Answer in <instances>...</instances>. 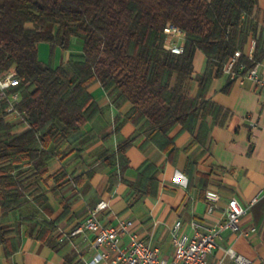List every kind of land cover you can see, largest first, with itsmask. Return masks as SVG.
Returning a JSON list of instances; mask_svg holds the SVG:
<instances>
[{
	"label": "trees",
	"instance_id": "1",
	"mask_svg": "<svg viewBox=\"0 0 264 264\" xmlns=\"http://www.w3.org/2000/svg\"><path fill=\"white\" fill-rule=\"evenodd\" d=\"M166 24L185 33L181 54L163 47ZM263 30L258 0H0V74L15 70L19 84L11 91L19 92L16 108L23 111L17 127L6 111L7 100H0V245L5 254L14 253L17 245L15 229H5L2 220L29 198L51 212L36 180L62 154L61 145L103 112L90 85L98 82L116 104H131L126 114L118 115L117 126L133 123L171 154L172 127L179 124L190 134L196 129L198 141L205 117L221 111L206 94L234 51H241L237 66L261 61ZM74 38L81 41L79 52L70 51ZM251 38L255 48L249 59ZM40 43L48 44L47 61L39 57ZM58 49L69 50L65 61H57ZM197 51L204 54L205 66L194 74ZM228 79L229 86L234 80ZM133 140L106 153L104 162L118 165L119 173L126 170L125 151ZM152 168L148 162L140 168L147 184L136 188V199L151 194L157 183L155 174H146ZM48 177L57 189L69 181L63 171ZM52 231L51 223L42 221L36 238Z\"/></svg>",
	"mask_w": 264,
	"mask_h": 264
},
{
	"label": "crops",
	"instance_id": "2",
	"mask_svg": "<svg viewBox=\"0 0 264 264\" xmlns=\"http://www.w3.org/2000/svg\"><path fill=\"white\" fill-rule=\"evenodd\" d=\"M258 7L264 28V0H258ZM66 52L65 58L57 54L58 62L67 59L69 50ZM193 64L194 74L204 70L202 52L195 53ZM259 71L264 75V56ZM228 82L225 73L212 79L206 98L221 111L205 117L198 141L194 140L196 129L190 134L179 124L172 127L168 136L175 150L171 154L149 141L148 132L138 130L133 123L126 121L117 126L118 115L126 114L131 104H116L98 82L90 85L88 90L103 112L61 145L62 154L52 158L47 163V174L36 180L51 212L45 213L29 198L2 220L5 229H15L17 250L6 255L0 245V264H85L96 250L94 235L71 232L100 199L109 202V208L102 212L106 223L132 220L135 232L151 240L170 259L174 223L180 220V231L191 234L193 221L210 225L223 220L231 196L247 211L240 220V230L221 231L207 263L239 264L227 252L232 248L250 264H264V87L255 89L247 78L234 80L229 86ZM194 90L193 83L191 92ZM129 138L134 140L125 151L128 167L119 173L118 165H107L102 157ZM145 162L153 165L146 174H155L157 183L151 187V194L136 199V188L147 184L145 175H139ZM60 171L69 181L57 189L53 178L45 177ZM207 189L220 195L212 213L207 212ZM42 221L51 223L53 231L41 240L36 232ZM252 227L254 231L249 230Z\"/></svg>",
	"mask_w": 264,
	"mask_h": 264
},
{
	"label": "built area",
	"instance_id": "3",
	"mask_svg": "<svg viewBox=\"0 0 264 264\" xmlns=\"http://www.w3.org/2000/svg\"><path fill=\"white\" fill-rule=\"evenodd\" d=\"M165 39L163 47L173 54L184 51L185 33L178 27L166 24L164 26ZM264 41V30L262 33ZM255 48V39L251 38L246 56L251 59ZM241 55L240 50L234 51L224 67L228 78L237 80L247 78L254 83L255 89L264 87V75L260 74L261 61H256L251 67L242 62L237 66ZM19 84V79L13 68L0 74V100H7L6 111L13 120L23 121V111L16 108L19 102V92H12L11 88ZM207 201V212L212 213L220 198L219 193L207 189L204 193ZM109 208V202L100 199L89 208L84 220L76 226L71 234L91 232L94 235L95 252L85 264H208L207 255L216 245V239L224 229L240 230L239 223L247 208L240 201L231 196L226 203L225 218L210 225L193 221L192 233L180 231L181 221L177 220L171 228L173 253L169 259L162 254L160 248L151 240L142 239L134 230V223L130 219H118L116 224H108L102 219V212ZM254 231V228H250ZM248 231L245 232L247 234ZM230 257L239 264H250V260L227 249Z\"/></svg>",
	"mask_w": 264,
	"mask_h": 264
},
{
	"label": "rangeland",
	"instance_id": "4",
	"mask_svg": "<svg viewBox=\"0 0 264 264\" xmlns=\"http://www.w3.org/2000/svg\"><path fill=\"white\" fill-rule=\"evenodd\" d=\"M74 43V45H72V47H71V49L72 50H76V49H81V41L80 40H78L77 38L75 39H73L72 40V44ZM57 54H59V55H61V56H63L64 58L66 57V55H67V52L66 51H64V50H57ZM47 56H48V44L47 43H41L40 44V46H39V57L41 58V59H43V60H45L46 58H47ZM13 122L17 125V127H19L18 126V121L16 120H13Z\"/></svg>",
	"mask_w": 264,
	"mask_h": 264
}]
</instances>
